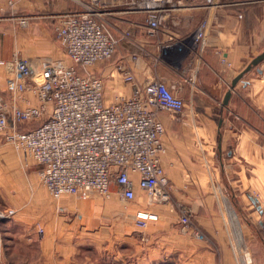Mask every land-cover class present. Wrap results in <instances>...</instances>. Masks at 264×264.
Returning <instances> with one entry per match:
<instances>
[{
  "label": "crops",
  "instance_id": "crops-1",
  "mask_svg": "<svg viewBox=\"0 0 264 264\" xmlns=\"http://www.w3.org/2000/svg\"><path fill=\"white\" fill-rule=\"evenodd\" d=\"M205 1L186 0L176 12L175 22L156 39L134 32L136 42L144 44L150 54L140 53L139 61L133 62L130 54L136 53L137 48L121 45L115 55L117 62L100 76L111 78L106 80L108 102L116 94H131V85L123 83L124 86L117 87L122 75L117 71L119 65L134 73L135 86L159 78L182 98L185 110L181 115L160 113L165 127L162 166L172 198L201 223L211 217L209 227L225 234L223 264H248L252 258L248 259V248L244 249L245 237L252 234L253 224L264 229V61L237 82L227 104L224 99L247 63L264 53V0L211 8H206ZM56 4L63 11L54 10L53 14L60 13L56 25L60 16L82 11L60 0ZM256 4L259 6L254 10L249 7ZM9 14L13 16L7 4L0 1V103L11 111L16 99L7 91L8 72L2 62L23 57L30 60L34 70L41 71L46 61L70 60L66 51L62 53L55 45L43 23L33 22L24 31L20 22L8 21ZM204 19L210 23L203 46L185 56L181 53L184 41ZM171 40L177 44L173 53L178 55L174 58L162 48ZM179 54L183 56L176 61ZM110 83H116V89L110 90ZM25 98L35 106L40 104L35 93H26ZM17 105L23 107L25 103L17 101ZM38 126L39 123H30L29 127L20 124L19 129ZM6 131H0L4 139L11 128ZM38 171L39 166L33 163L23 174L28 183L23 195L29 207L14 209V215L11 213L1 224L0 264H108L91 253L87 255L91 246L95 250L101 247L98 242L76 244L64 236L72 228V223L65 222L70 214L76 215L83 229H98V224L112 217L116 221L109 224V229L122 231L133 245L136 236L143 233L144 243L136 245L138 253L127 257L126 264H164L170 258L177 262L183 253L195 261L200 253H210L208 249H199L206 243L182 226L180 216L169 205L151 207L158 218L142 230L116 217L121 209L116 197L66 195L54 200L41 184ZM138 196L132 209L147 208L141 193ZM37 224L43 227L44 234L38 232ZM260 240L263 252L260 258L256 254L255 261L262 263L264 239Z\"/></svg>",
  "mask_w": 264,
  "mask_h": 264
},
{
  "label": "built area",
  "instance_id": "built-area-1",
  "mask_svg": "<svg viewBox=\"0 0 264 264\" xmlns=\"http://www.w3.org/2000/svg\"><path fill=\"white\" fill-rule=\"evenodd\" d=\"M12 7L22 0H1ZM183 0H74L81 12L60 16L59 40L70 62L46 61L41 71L30 60L16 57L6 65L7 91L16 99L8 110L0 104V131L7 132V142L26 159L39 166V178L54 200L66 195L106 199L118 197L126 210L138 202L141 193L145 209L129 211L130 219L141 228L158 216L150 208L170 205L171 186L162 166L165 151L162 138L165 127L160 113L177 116L185 102L166 82L148 79L135 86L136 77L119 65L123 83L131 85V94H118L114 101L105 97L106 84L93 72L98 64L111 59L121 45L136 47L130 54L138 62L140 53L150 54L136 42L134 32L158 38L175 22ZM246 0H206V8L242 5ZM209 19L200 22L187 38L181 53L185 56L201 48L209 28ZM173 37V36H171ZM173 39V38H171ZM161 46V44H160ZM177 44L170 41L163 51L178 55ZM182 54L176 57L180 61ZM35 93L39 106L25 98ZM17 101L25 103L23 107ZM39 123L21 131L20 124ZM29 168L30 164L24 165ZM180 223L190 227V215L183 207ZM11 212L0 208L1 224ZM38 232L44 229L37 224ZM196 235L199 232L196 230Z\"/></svg>",
  "mask_w": 264,
  "mask_h": 264
},
{
  "label": "rangeland",
  "instance_id": "rangeland-1",
  "mask_svg": "<svg viewBox=\"0 0 264 264\" xmlns=\"http://www.w3.org/2000/svg\"><path fill=\"white\" fill-rule=\"evenodd\" d=\"M1 1V0H0ZM5 2V1H4ZM186 2V0L182 1V3ZM6 3V2H5ZM60 3H66L69 6L72 7V9H79L81 8L80 5H77L74 0H60ZM7 7L8 10L13 14L10 15V19H15L16 23H21L23 26V30L26 31L30 24L33 22H41L46 26V30L50 33L53 40H55V45L58 47V49L65 53V49L62 46L60 40H59V33H58V26L55 24L57 20V15L62 13L60 6L56 4V0H22L19 4L12 7L8 3ZM57 9V11H61L60 13H55L54 10ZM70 10V9H69ZM56 11V12H57ZM12 22H8L10 24ZM29 23V24H28ZM26 24V25H25ZM143 35V34H142ZM118 53H115L114 56L97 66H95L92 70L94 74L101 75V72L106 70V68L110 67L111 65L115 64L117 62V56H115ZM119 75V74H118ZM105 77V76H104ZM109 77V75L107 76ZM106 77V78H107ZM123 75L119 76V79L121 80L120 85L117 84V87L123 85L122 80ZM106 80H111V78H104V82L107 85ZM125 84V83H124ZM110 90L116 89V83H110L109 84ZM126 85V84H125ZM124 86V85H123ZM128 86V85H126ZM118 95V94H116ZM115 95V96H116ZM115 96L112 99L115 100ZM1 104V103H0ZM164 113L167 111H163ZM167 112L166 114L170 116ZM264 115V113L262 112ZM263 129H264V117H263ZM6 138V137H5ZM27 163L30 164L29 168L35 163L33 160L26 159L23 155L18 153L14 146L7 142V139H4L0 136V208L8 211H12L13 214L14 209L17 210V208L23 207H29V201L24 200V191L25 188L28 186L27 181H24V171H28L29 168L25 167ZM42 184V183H41ZM43 185V184H42ZM96 195V194H95ZM118 203L121 209H119L120 213L118 216H116L120 221L122 222H130L134 223L133 220L130 219L129 211L132 210V206L130 205L128 207L127 211L124 202H122L118 197ZM172 202L175 206L174 211L178 213L180 216V211L178 210L179 206L178 201H174L172 198ZM170 206V205H169ZM172 207V206H171ZM17 214V213H16ZM14 215V214H13ZM202 216V215H199ZM208 218V215H206ZM211 218V217H210ZM208 218V222H200V219H196L194 216H190L191 225L189 228L192 230L193 237L198 238L201 240V243H206L205 246H200L199 249H208L210 253L202 252L198 256V260L195 259V261H190L189 257L183 253V256L181 260L174 261L173 258H170L171 261L167 260L164 264H223V246L224 242V233L222 231H215L212 230L209 226H211V220ZM76 215L70 214L67 215L65 222L72 223V228L70 230H66L64 236L68 237L70 240H72L73 243L76 244H82V243H90L93 241L98 242L101 247L98 250H95L93 246H91L90 251H86L87 255L91 253V255L96 256L98 260H101V262H107L108 264L111 263V261H114V264H126L127 257H130V255H135L138 253L136 245L141 246L144 241H141L143 233H140V235L137 238V241H135L134 245L127 240L126 235L122 233V231L109 229V224L113 221H116L114 218L110 217L108 219L104 220V224H98V229H83L84 225L78 222ZM222 221V219H221ZM38 222V221H36ZM136 225V224H135ZM137 226V225H136ZM253 224L251 231V235H246L245 237V243L247 244V247L245 246L244 249L246 250V254H249V258H252V262L248 264H264V262H257L255 261L256 254L260 258V253L263 251V247L261 245V240L264 239V229L256 228ZM264 227V226H263ZM137 228H139L137 226ZM141 229V228H139ZM146 229V228H145ZM144 230V229H142ZM196 230L199 232L198 237L196 235ZM215 231L216 233H212V231ZM56 235H58V230H56ZM257 237V239H256ZM114 246H111V245ZM88 245V244H87ZM87 247V246H85ZM84 251H81L83 253ZM213 253V255H211ZM245 256V253H243ZM95 257V258H96ZM118 259V262L115 261V259ZM179 258V257H178ZM110 261V262H109ZM259 261V260H258ZM137 264V262L135 263Z\"/></svg>",
  "mask_w": 264,
  "mask_h": 264
},
{
  "label": "water",
  "instance_id": "water-1",
  "mask_svg": "<svg viewBox=\"0 0 264 264\" xmlns=\"http://www.w3.org/2000/svg\"><path fill=\"white\" fill-rule=\"evenodd\" d=\"M264 61V53L258 55L256 58H254L251 63L247 66V68L241 72L237 78L235 79V81L232 83V88L230 91L227 92L226 97L224 99V103L227 104L231 95H232V90L234 89V87L236 86L237 82L249 71H251L252 69L258 67L262 62Z\"/></svg>",
  "mask_w": 264,
  "mask_h": 264
},
{
  "label": "trees",
  "instance_id": "trees-1",
  "mask_svg": "<svg viewBox=\"0 0 264 264\" xmlns=\"http://www.w3.org/2000/svg\"><path fill=\"white\" fill-rule=\"evenodd\" d=\"M259 5L258 4H256V5H250L249 7H251V8H253V10L256 8V7H258ZM251 62H249V63H247V65L245 66V68H247V66L250 64ZM257 68V67H256ZM32 123H34V122H32ZM29 124L30 123H28V124H26L27 125V127H29ZM23 129V128H22ZM27 130H31V129H27ZM27 130H22V131H27Z\"/></svg>",
  "mask_w": 264,
  "mask_h": 264
}]
</instances>
